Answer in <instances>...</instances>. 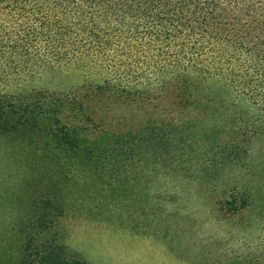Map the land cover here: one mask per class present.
I'll return each mask as SVG.
<instances>
[{
  "label": "rangeland",
  "instance_id": "rangeland-1",
  "mask_svg": "<svg viewBox=\"0 0 264 264\" xmlns=\"http://www.w3.org/2000/svg\"><path fill=\"white\" fill-rule=\"evenodd\" d=\"M194 81L183 98L96 90L97 76L73 65L1 78L0 93L20 101L45 91L66 102L0 130V264L31 238L89 264H254L264 206L241 196L263 192L264 149L254 141L237 156L246 144L224 115L234 91Z\"/></svg>",
  "mask_w": 264,
  "mask_h": 264
},
{
  "label": "trees",
  "instance_id": "trees-1",
  "mask_svg": "<svg viewBox=\"0 0 264 264\" xmlns=\"http://www.w3.org/2000/svg\"><path fill=\"white\" fill-rule=\"evenodd\" d=\"M69 65L96 75L94 89L128 95L184 98L196 77L227 80L236 95L225 108L229 137L246 144L235 154L248 158L254 141L264 149V0H0V79ZM35 94L20 101L0 93V130L35 125L66 102ZM259 166L264 173V160ZM251 190H243V204L264 206V182L260 196ZM253 260L264 264V226ZM12 264L89 263L55 241L31 238Z\"/></svg>",
  "mask_w": 264,
  "mask_h": 264
}]
</instances>
